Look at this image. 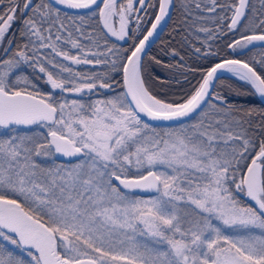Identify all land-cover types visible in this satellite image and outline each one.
<instances>
[{
  "label": "snow or ice",
  "instance_id": "6c2138e0",
  "mask_svg": "<svg viewBox=\"0 0 264 264\" xmlns=\"http://www.w3.org/2000/svg\"><path fill=\"white\" fill-rule=\"evenodd\" d=\"M0 5V45L18 20L24 41L0 60V264H264V111L254 125L255 108H235L216 91L227 69L264 98V74L225 58L165 100L150 90L144 57L177 0ZM260 5L181 0L179 10L186 30L208 39L240 32L227 45L236 50L264 43ZM153 7L146 34L130 35L132 18L139 32L140 11ZM7 43L5 52L15 42ZM215 54L209 45L203 57ZM27 68L44 74L50 91L40 92ZM33 125L47 134L22 130Z\"/></svg>",
  "mask_w": 264,
  "mask_h": 264
},
{
  "label": "trees",
  "instance_id": "16d2710c",
  "mask_svg": "<svg viewBox=\"0 0 264 264\" xmlns=\"http://www.w3.org/2000/svg\"><path fill=\"white\" fill-rule=\"evenodd\" d=\"M155 3L156 0H153ZM181 0H177V7L174 8L171 19L156 41V43L151 47L146 56L144 57V64L146 66V79L151 85V91L154 95L165 100L179 99L183 94L190 91L192 85L200 80L202 73L206 68L214 65L220 60L225 58H239L249 64H251L258 72L264 74V66L261 65L260 61L264 59V46H253L245 48H237L236 50L230 49L227 45L238 39L240 32H228L227 35L223 34L222 31L217 30L216 38L214 40L208 39L206 33H201L198 31H188L182 24L184 16L182 11L179 10V4ZM223 3L225 0H219ZM257 9L260 8V0H252ZM3 7V5H0ZM63 11V10H62ZM221 15L225 13L220 9L217 10ZM157 8H148L140 12V17L142 18L141 29L139 32L136 31L135 23H132V32L136 33V38L142 37L146 30L150 27L153 17L156 15ZM147 13V15H145ZM70 15H79L87 13H71ZM204 15H209L201 13ZM214 15V14H211ZM230 15V13H228ZM201 26L200 24L197 27ZM208 27H213L212 23H207ZM22 30L20 21L15 22L10 29L9 39H12L15 43L13 49L5 52L0 56V60L6 59L11 56L12 51L15 49L16 43H23L19 33ZM91 31V29H88ZM132 33V34H133ZM121 47H131L132 41L119 42L115 41ZM205 41H207L205 43ZM83 43H88L87 40H83ZM211 46V51L216 53L215 55L203 57V53ZM6 48H8L6 46ZM195 48H201V53L197 54ZM47 54L48 50H42ZM75 53V49L72 50ZM155 58V59H153ZM62 59V58H57ZM156 60L160 63L157 64ZM69 63V62H65ZM75 70L81 71L85 74L91 72L103 71V66L99 65H71ZM27 74L30 79L37 85V88L42 93H47L50 91V86L45 83L46 77L44 74L39 73L38 69L35 71L31 68L26 69ZM116 80H121V76L117 75ZM117 87V91H119ZM216 91L220 92L227 101L228 104L235 108L240 109H251L255 108L257 110V115L253 117V124L258 125L261 120L258 115L259 112L264 111V103L256 94L253 87L240 79L233 77L231 75H224L220 77L216 83ZM77 98V97H75ZM80 98V97H78ZM89 98L95 99L96 96H84L83 99L88 100ZM162 126V125H160ZM40 129V130H39ZM30 134L32 133H44L47 134V130L39 125H34L28 128H22ZM257 135L259 130L257 129ZM51 164L52 161L48 160ZM56 163H60L56 161ZM242 203H250L249 201L241 197Z\"/></svg>",
  "mask_w": 264,
  "mask_h": 264
},
{
  "label": "water",
  "instance_id": "95a60500",
  "mask_svg": "<svg viewBox=\"0 0 264 264\" xmlns=\"http://www.w3.org/2000/svg\"><path fill=\"white\" fill-rule=\"evenodd\" d=\"M62 10H63V11H68V12H71V13H84V12H86L85 10H79V11H78V10H68V9H62ZM173 10H174V8L170 10V15H169L168 17H166V18H165V21H163L162 24H161V26L158 27V29H157V33L154 34V36H153L152 38H150V43L146 46V54H147L148 51L151 49V47L156 43V41L159 39V37L161 36V34L163 33V31H164L165 28L167 27V25H168V23H169V21H170V19H171V16H172ZM156 14H158V9H157ZM152 22H154V19H153ZM149 28H150V27H149ZM149 28H148V29H149ZM145 34H146V32H145ZM248 46H249V47H253V46H264V43L259 42V41H255V42H253L252 45H248ZM228 59H239V58H228ZM240 60H242V59H240ZM243 61H244V60H243ZM221 62H223V60H220V61H218L217 63H221ZM245 62H246V61H245ZM250 65H251V64H250ZM251 66H252V65H251ZM252 67H253V66H252ZM224 75H231V76H233V77L238 78V76H236V75H235L234 73H232V72H229L227 69H221V70H219L218 73H217V77H218V79H219L220 77L224 76ZM238 79H239V78H238ZM217 81H218V80H217ZM217 81H216V83H217ZM244 82H245V81H244ZM253 89H254V88H253ZM256 94H257V93H256ZM257 95H258V94H257ZM258 97H259V98L261 99V101L264 103V98L260 97L259 95H258ZM161 125H163V126H167L166 124H161ZM30 127H31V126H30ZM56 160H59V161H67V162H69V161H74L75 158H67V157L58 156V158H57ZM141 195H146V194L141 193ZM241 197H242L243 199L249 201L247 197L243 196V194H241ZM249 202L251 203V201H249Z\"/></svg>",
  "mask_w": 264,
  "mask_h": 264
},
{
  "label": "rangeland",
  "instance_id": "374dc122",
  "mask_svg": "<svg viewBox=\"0 0 264 264\" xmlns=\"http://www.w3.org/2000/svg\"><path fill=\"white\" fill-rule=\"evenodd\" d=\"M142 11V10H141ZM140 11V12H141ZM140 14V13H139ZM135 23V26H136V18L135 17H133L132 18V21H131V23H130V25H129V28H130V35H132V23ZM9 37V36H8ZM8 37H6V39H5V42H4V44H2V45H0V56L2 55V54H4L5 53V49H6V46L8 47V40H9V38ZM115 39V38H114ZM119 42H125V41H119ZM78 98V97H77ZM98 98V97H97ZM96 99V98H95ZM34 126V125H33ZM43 129H45V130H47L46 128H43ZM40 130V129H39ZM35 133V132H34ZM30 134V133H29ZM37 135H38V132L36 133ZM42 160H44V162H46V163H48V158H41ZM69 163H71V162H60V163H58V164H65V165H67V164H69ZM72 163H75V162H72ZM9 247H13V246H11V245H9Z\"/></svg>",
  "mask_w": 264,
  "mask_h": 264
},
{
  "label": "flooded vegetation",
  "instance_id": "af4514ba",
  "mask_svg": "<svg viewBox=\"0 0 264 264\" xmlns=\"http://www.w3.org/2000/svg\"><path fill=\"white\" fill-rule=\"evenodd\" d=\"M84 13H86V12H84ZM163 126V125H162ZM56 161H59V160H56ZM59 162H67V161H59ZM69 162H75V160L74 161H69ZM241 195V194H240Z\"/></svg>",
  "mask_w": 264,
  "mask_h": 264
}]
</instances>
